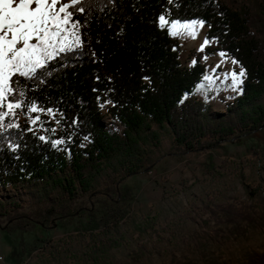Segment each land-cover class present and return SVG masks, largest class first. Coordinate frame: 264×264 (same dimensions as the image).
<instances>
[{"label": "trees", "instance_id": "16d2710c", "mask_svg": "<svg viewBox=\"0 0 264 264\" xmlns=\"http://www.w3.org/2000/svg\"><path fill=\"white\" fill-rule=\"evenodd\" d=\"M80 22L82 46L51 63L46 83L25 82V104L59 112L65 144L42 141L26 126L0 129V229L16 232L14 264L45 241L26 235L43 228L48 218L73 220L90 231L87 256L100 262L123 244L122 223L134 199L125 181L151 168L163 144V133L175 154L213 148L230 138H251L264 144V0L237 4L226 0H84ZM167 21H201L206 38L215 45L193 57L187 67L180 58L179 39L161 26ZM218 51L244 69L241 94L215 111L196 96L207 66L204 56ZM62 65V66H61ZM105 105L111 122L104 121ZM9 145H17L13 151ZM243 178V176H242ZM246 192L253 196L249 185ZM91 201L90 208L82 201ZM26 205L32 207L25 212ZM228 234L264 231V199L251 210L224 209ZM4 221L9 224H4ZM154 222H135L142 233ZM100 229V233H94ZM200 241L203 249L206 242ZM39 246V247H38ZM144 250L128 256L141 264ZM248 264H264V251L247 255ZM207 264H219L216 258Z\"/></svg>", "mask_w": 264, "mask_h": 264}, {"label": "rangeland", "instance_id": "374dc122", "mask_svg": "<svg viewBox=\"0 0 264 264\" xmlns=\"http://www.w3.org/2000/svg\"><path fill=\"white\" fill-rule=\"evenodd\" d=\"M237 4L245 0H226ZM166 19V18H165ZM167 20V19H166ZM190 24L189 30L178 29L181 44L180 58L183 65L195 63L193 55L204 51L207 45L214 46L206 38L207 25L201 21H177ZM169 26L170 25H165ZM207 41V43H205ZM203 46V47H202ZM218 51L204 56L207 71L198 85L196 96L206 100L213 110L225 111L226 103L241 94L245 74L238 85L233 83L231 73L242 68L225 53ZM210 79H205V77ZM54 116L40 114L39 123H30L28 113L17 114L16 124L26 126L45 140L62 141L65 144L63 118L53 110ZM104 121L111 122L107 107L102 105ZM35 115V114H33ZM12 118V116H10ZM256 136L264 137L262 133ZM171 138L163 133V144L155 155V163L148 170L129 177L125 185L133 189L128 216L122 223L123 244L114 248L100 262L87 256L93 237L84 231L78 221L46 219L43 228L26 235V242L33 243L38 237L39 248L24 258L21 264H132L128 256L144 250L141 264H207V259L216 258L219 264H248L247 255L252 251H264V231H252L242 235L228 234L225 228L224 209L244 207L253 210L264 199V144L258 145L251 138H230L213 148H205L186 154H175ZM243 176V178H242ZM243 182L249 185V195ZM91 201L82 205L90 208ZM32 207L26 205L25 212ZM152 219L149 232H141L135 222ZM4 224L9 222L4 221ZM94 233H100V229ZM216 238V243L206 242L203 249L200 241ZM34 244V243H33ZM19 240L16 232L0 229V264H14ZM37 245V244H34Z\"/></svg>", "mask_w": 264, "mask_h": 264}, {"label": "snow or ice", "instance_id": "6c2138e0", "mask_svg": "<svg viewBox=\"0 0 264 264\" xmlns=\"http://www.w3.org/2000/svg\"><path fill=\"white\" fill-rule=\"evenodd\" d=\"M83 5L84 0H0V129L5 127V119L14 117L18 109L29 114L32 124L39 123L41 113L55 115L51 108H41L34 101L25 104V82L46 83V77L55 70L51 62L66 58L82 46L81 25L74 16L85 11ZM159 20L162 27L170 25V35L180 34L178 29L192 27L169 22L164 16ZM244 74L243 68L239 73L232 72L233 83H241ZM6 127L18 125L9 120ZM39 139L43 141L45 137ZM58 143L62 141H53V146ZM9 147L15 151L18 146Z\"/></svg>", "mask_w": 264, "mask_h": 264}]
</instances>
